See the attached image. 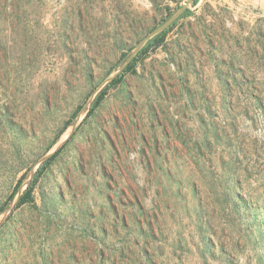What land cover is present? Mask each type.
<instances>
[{"label":"rangeland","instance_id":"obj_1","mask_svg":"<svg viewBox=\"0 0 264 264\" xmlns=\"http://www.w3.org/2000/svg\"><path fill=\"white\" fill-rule=\"evenodd\" d=\"M185 1L4 11L0 220L69 138L0 227V264H264V0L191 3L94 108Z\"/></svg>","mask_w":264,"mask_h":264},{"label":"trees","instance_id":"obj_2","mask_svg":"<svg viewBox=\"0 0 264 264\" xmlns=\"http://www.w3.org/2000/svg\"><path fill=\"white\" fill-rule=\"evenodd\" d=\"M18 1L19 0H0V17L3 15L4 11L7 9H10L11 11H13L15 8H18L19 7ZM197 2L198 0H193L192 3L195 5ZM186 10L188 12L190 9L187 8ZM171 15H173V13H171ZM170 29H171V26L161 31L160 33L156 34L150 41L149 45L152 46L153 48H158L159 46L163 45L166 40L167 33ZM148 48L149 46L146 47V50L141 49L139 53L135 55L133 60L125 67V69L120 74H118L114 79H112L110 82L107 83L105 88L100 92L97 99L95 100L94 108H96L99 104H101V102L104 100L105 96L109 92L110 88L115 87L122 81L123 75L126 72H134V73L136 72V65H137L139 56H141L144 53H147L146 51ZM62 148L63 146L40 164L32 180L29 182L26 189L20 195L15 208H19L25 204L34 202V190H35L37 182L39 181L43 173L47 170V168L50 167L55 157L59 154Z\"/></svg>","mask_w":264,"mask_h":264},{"label":"water","instance_id":"obj_3","mask_svg":"<svg viewBox=\"0 0 264 264\" xmlns=\"http://www.w3.org/2000/svg\"><path fill=\"white\" fill-rule=\"evenodd\" d=\"M193 2V0H187L185 1L178 9L177 11L162 25H160L159 27H157L155 30H153L151 33H149L144 39H142L139 44L136 46V48L133 50V52L131 53V55L129 56V58L126 60V62L121 66V68L119 70H117L112 76L108 77L106 79V81H111L112 79H114L118 74H120L125 67L133 60V58L135 57V55L138 53V51L142 48V46L144 45L145 41L154 37L156 34L160 33L161 31L165 30L166 28H168L189 6L190 4ZM101 87V86H100ZM99 87V88H100ZM75 127H73L70 135L74 132ZM69 138V137H68ZM67 138V139H68ZM66 139V140H67ZM66 140L62 141L61 143H59L56 148L54 149V151L52 153H49L47 155H45L44 157H42L40 159L39 162H43L44 160H46L48 157H50L52 154H54L57 150H59L63 144L66 142ZM35 174V170L32 171L31 173V177L28 180V183L32 180L33 176ZM22 194V192L19 193V197ZM18 201V200H17ZM17 201L11 206L10 211L0 220V227L2 226V224L5 222V220L9 217V215L14 211Z\"/></svg>","mask_w":264,"mask_h":264}]
</instances>
